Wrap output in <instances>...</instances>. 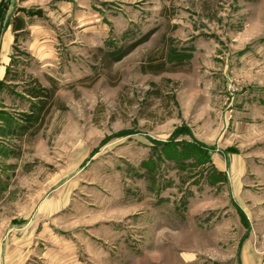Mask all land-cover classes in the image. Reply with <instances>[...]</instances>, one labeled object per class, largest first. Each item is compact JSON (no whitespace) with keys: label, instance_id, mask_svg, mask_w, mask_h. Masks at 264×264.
Here are the masks:
<instances>
[{"label":"rangeland","instance_id":"rangeland-1","mask_svg":"<svg viewBox=\"0 0 264 264\" xmlns=\"http://www.w3.org/2000/svg\"><path fill=\"white\" fill-rule=\"evenodd\" d=\"M0 178L26 264H264V0H0Z\"/></svg>","mask_w":264,"mask_h":264},{"label":"crops","instance_id":"crops-1","mask_svg":"<svg viewBox=\"0 0 264 264\" xmlns=\"http://www.w3.org/2000/svg\"><path fill=\"white\" fill-rule=\"evenodd\" d=\"M0 178V190L5 194L10 192L11 186ZM4 185V186H3ZM1 192V191H0ZM0 221V264H26L28 261V246L30 236L15 227L5 226Z\"/></svg>","mask_w":264,"mask_h":264},{"label":"trees","instance_id":"trees-1","mask_svg":"<svg viewBox=\"0 0 264 264\" xmlns=\"http://www.w3.org/2000/svg\"><path fill=\"white\" fill-rule=\"evenodd\" d=\"M24 28H25V24L20 18H17L11 22V30L14 33V35H17ZM135 45L130 46L122 55L118 56V58H115V61H118L124 54L129 53L135 47ZM47 92L48 91L44 88H31V90L28 91L29 95H31L34 98H40L42 96L50 97V94H48Z\"/></svg>","mask_w":264,"mask_h":264}]
</instances>
